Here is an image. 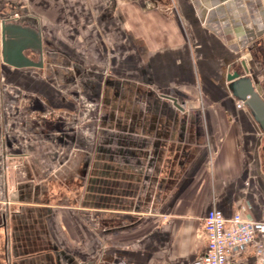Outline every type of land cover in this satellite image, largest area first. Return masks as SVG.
<instances>
[{
    "label": "crops",
    "instance_id": "obj_1",
    "mask_svg": "<svg viewBox=\"0 0 264 264\" xmlns=\"http://www.w3.org/2000/svg\"><path fill=\"white\" fill-rule=\"evenodd\" d=\"M4 20L41 30L43 68L3 60ZM242 60L264 97V0H0L4 164L27 156L10 154L11 134L13 144L19 139L10 132L13 117L22 115L35 139L65 131L77 107L74 86L89 95L102 82L104 89L110 82V89H127L136 99L147 93L161 103L168 95L186 106L165 114L170 135L164 139L191 148L185 172L153 209L54 203V189L42 192L32 204L49 214L39 222L42 235L27 238V220L16 219L20 234L11 260L106 264L103 255L112 253L116 264H194L207 250L203 221L211 208L264 220V132L246 106L237 107L227 81L233 63ZM10 204L12 221L31 202L20 201L16 210ZM256 242L263 243L264 235L258 233ZM255 251V243L234 249L227 264H254Z\"/></svg>",
    "mask_w": 264,
    "mask_h": 264
},
{
    "label": "flooded vegetation",
    "instance_id": "obj_2",
    "mask_svg": "<svg viewBox=\"0 0 264 264\" xmlns=\"http://www.w3.org/2000/svg\"><path fill=\"white\" fill-rule=\"evenodd\" d=\"M101 84L95 90L98 103L103 107L99 117L97 157L84 167L86 179L82 193H74V197L62 194L61 200L68 204L116 211L134 209L138 204L143 207L139 201L148 196L144 208L149 205L153 209L155 204L165 201L170 189L177 184L191 154L189 146L183 147L164 139L169 134L165 121L169 122L170 118L165 114L175 110L186 111V106L168 95H163L167 101L155 103L147 97V93L144 98L139 96L136 99L127 89H110V82L104 89L105 85ZM82 88L75 90V97L83 96L76 91H82L88 97L86 89ZM69 175L70 172H67L65 178L68 179ZM59 197L58 193H54V199ZM8 212L10 214V211L3 214L0 222L4 238L2 255L7 264L12 252L10 243L14 238L9 231ZM27 223L24 229L27 238L40 235L37 230L34 231L33 220Z\"/></svg>",
    "mask_w": 264,
    "mask_h": 264
},
{
    "label": "rangeland",
    "instance_id": "obj_3",
    "mask_svg": "<svg viewBox=\"0 0 264 264\" xmlns=\"http://www.w3.org/2000/svg\"><path fill=\"white\" fill-rule=\"evenodd\" d=\"M74 87L73 93L75 90H80L81 85ZM77 92L83 96L76 97L77 107L70 117L69 128L65 131L54 130L52 134L48 132L43 134L41 138L35 139L31 130L24 129L25 121L22 115L12 118L10 132H16L15 135H19V139L15 142H18L17 145L19 146L13 144L15 139H13L14 135L11 134L10 154L19 155L25 151L27 156L21 159L11 157L9 163L5 164L0 157V219L2 220L3 214L7 213L6 204L9 200L11 210H16V206L20 201L31 202V204H24L22 215H14L12 221H10L9 231L14 236L10 243L12 255L13 243L18 238V229L15 226L16 219L33 220L34 231L37 228L39 232L40 224L37 221L47 220L49 214L45 212L43 219H41L40 208H35L32 204L35 201L40 202V197L44 196L46 192H50V189H54V193H58V196H60L58 199H54V203L65 201L61 200L62 194H69L74 197V193H82L86 179L83 175L84 167H87L88 163H91L97 157L96 151L100 133L98 128L100 125L99 117L103 107L98 103L96 91L91 90L88 97L82 91ZM73 167H75L74 170ZM67 172H70V175L67 176L68 179L65 178ZM7 177L10 180H7ZM139 178L141 179L142 176L140 175ZM140 186L142 185L140 184ZM142 188L143 190L146 188V183ZM147 197L139 201V203H143V207L138 204L137 209L145 207ZM47 225L46 223L45 226L47 227ZM46 232L47 228L44 233ZM104 255L114 256L112 253ZM11 259L12 256L8 264L17 263V261ZM105 263L109 264L108 262ZM0 264H7V261L3 259V255H0Z\"/></svg>",
    "mask_w": 264,
    "mask_h": 264
},
{
    "label": "water",
    "instance_id": "obj_4",
    "mask_svg": "<svg viewBox=\"0 0 264 264\" xmlns=\"http://www.w3.org/2000/svg\"><path fill=\"white\" fill-rule=\"evenodd\" d=\"M2 57L12 66L44 67V46L41 30L31 25L16 21H2ZM37 54L31 58L26 52ZM228 88L237 101H243L251 112L254 120L264 132V97L258 83L252 77L251 69L245 60L236 61L227 73Z\"/></svg>",
    "mask_w": 264,
    "mask_h": 264
},
{
    "label": "built area",
    "instance_id": "obj_5",
    "mask_svg": "<svg viewBox=\"0 0 264 264\" xmlns=\"http://www.w3.org/2000/svg\"><path fill=\"white\" fill-rule=\"evenodd\" d=\"M237 107H245L244 102L238 101ZM258 233L264 235V220L246 218L241 211L226 216L221 209L213 207L203 221L207 250L200 262L194 264H227L228 257L234 249L252 243L256 246L254 264H264V242H256ZM102 259L109 264H116L115 256L104 255Z\"/></svg>",
    "mask_w": 264,
    "mask_h": 264
}]
</instances>
